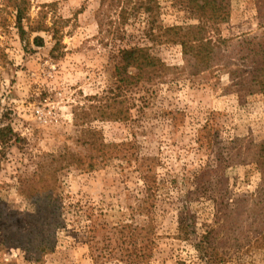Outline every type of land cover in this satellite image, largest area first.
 Returning <instances> with one entry per match:
<instances>
[{
	"label": "rangeland",
	"instance_id": "374dc122",
	"mask_svg": "<svg viewBox=\"0 0 264 264\" xmlns=\"http://www.w3.org/2000/svg\"><path fill=\"white\" fill-rule=\"evenodd\" d=\"M148 8L178 29L175 41H150ZM16 20L0 0V128L17 136L0 142V212L28 232L24 183L61 153L82 160L59 173L72 213L48 238L44 264H126L130 219L150 224L148 264H264V158L252 155L264 145V76L251 79L245 42L264 43V0H227L218 23L178 0H31L25 36ZM41 21L48 31H34ZM209 39L223 42L225 61L204 69L192 48ZM129 46L148 47L163 74L123 86L117 55ZM127 108L128 120L96 118ZM187 209L199 233L217 236L205 256L180 237ZM5 224L1 215L0 264H37L26 248L5 244Z\"/></svg>",
	"mask_w": 264,
	"mask_h": 264
},
{
	"label": "trees",
	"instance_id": "16d2710c",
	"mask_svg": "<svg viewBox=\"0 0 264 264\" xmlns=\"http://www.w3.org/2000/svg\"><path fill=\"white\" fill-rule=\"evenodd\" d=\"M9 2L17 11L16 24L19 27L22 36L26 33L24 30L23 22L26 18L27 12L31 7V0H4ZM131 2V0H130ZM181 6L190 10L198 17L214 21L218 23L221 18L227 12V0H178ZM129 3V2H128ZM134 12L139 9V6H135ZM153 9H147L149 28L147 29V36L151 37L150 41L156 42L161 38H166L169 41H175L174 38H170L171 34L180 36V32L176 28H164L158 24V18L154 15ZM6 25V24H5ZM34 31H48L49 25L41 21L36 27H33ZM159 29V34H156V29ZM183 39V38H182ZM177 41V39H176ZM219 41V40H218ZM217 41V42H218ZM214 42L213 40H203L196 46H193L192 50L196 51L200 64L204 69H210L216 65L224 62L225 53L222 47L223 42ZM246 44L249 53L246 54V58L253 61L254 70L250 71L251 79L253 77L264 76V43L258 45L253 44V40H246ZM37 46L42 47L45 41L42 37L37 36L35 38ZM185 46L187 44L182 42ZM61 42L54 47L52 53L60 49ZM1 50H3L0 47ZM0 50V51H1ZM242 50V49H240ZM2 52V51H1ZM6 56L4 52L0 56ZM241 55V54H240ZM244 57V56H242ZM165 63L152 54L148 47L142 46H129L121 48L117 55L116 62V75L119 81L126 88L131 89V86L138 84L148 83L152 81L153 77H160L165 71ZM136 70L132 73V70ZM242 71L234 73L237 77ZM121 88V87H120ZM123 88V87H122ZM101 111V112H100ZM97 113H101L102 120H128L131 118V109L118 110L109 113L108 110H99ZM88 115V113H85ZM87 117L84 116L83 121H86ZM16 133L11 125H4L0 128V142L2 146L9 147L13 144L16 138ZM245 152L239 153L240 156ZM250 152H246V154ZM245 155V154H244ZM253 159L264 158V145L257 148L252 153ZM255 157V158H254ZM59 162V166H55V162ZM75 162L81 164V158L69 152L61 153L58 157H53L51 162L46 165V168L41 166L39 179H28L24 183L26 197L29 203L28 210V232L23 231L22 227L17 224V217L11 216L5 209L0 212V216L5 218V244L22 246L28 251V258L37 264H44V255L46 252V242L52 233L59 228L61 220L70 217L72 213V205L69 204L58 192L59 189V173L68 164ZM89 167L94 168L97 166V162L92 160L89 162ZM3 199L1 202L3 204ZM144 225L137 224L134 219H130L124 225L123 244H128V248L124 251L123 259L126 264H148L153 256L151 239L149 234H152L148 228H150L149 222H144ZM138 228L142 229L140 234L137 232ZM144 231L148 232L144 235ZM179 232L180 237L193 244L195 248L203 256L207 254L217 243V236H213L214 233L209 232L207 234H201L196 229V218L191 211L184 210L179 217ZM140 235H144L141 240ZM233 240H235L233 238ZM106 251V250H105ZM113 252V250L111 251Z\"/></svg>",
	"mask_w": 264,
	"mask_h": 264
}]
</instances>
